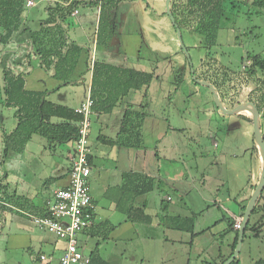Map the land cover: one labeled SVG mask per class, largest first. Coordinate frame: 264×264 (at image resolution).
Wrapping results in <instances>:
<instances>
[{
	"label": "rangeland",
	"instance_id": "1",
	"mask_svg": "<svg viewBox=\"0 0 264 264\" xmlns=\"http://www.w3.org/2000/svg\"><path fill=\"white\" fill-rule=\"evenodd\" d=\"M33 1L34 4L30 6H25L26 4L24 5L22 12L24 17L20 26L21 30L19 29L15 32L13 35L14 39L12 40L11 38L5 45L0 43V179L2 180L3 174L6 173L7 179L2 181L9 183L10 190H16L18 187V192L21 190L19 189V186L22 180L29 181V184L32 187L30 188V191L34 192L33 197L36 198L35 202H38L40 199L39 194L37 193L41 191L44 192L46 189V187L45 189L41 187L40 182L44 185L43 181L53 175L52 173L55 170V164H63L66 161L65 154L68 152L71 144L66 142L62 144L52 143L49 145L48 139L44 135L35 133L28 139L24 151H10L6 157L3 155V135L5 133H10L17 124V118L15 116V110L17 107L7 103L8 94L5 87L11 80L10 73L6 72L8 71L7 67L11 62H19V56L21 53H24L30 45L33 47L32 52L35 53L34 49H36L37 46L34 44L33 39L36 40V37L31 36L29 30H36L39 27L41 20H45V18L49 16V12L46 8L48 4L51 6L52 3L48 0ZM140 1L144 3V6H146L148 10H151L153 13L151 16L153 19L161 20L163 26H165L163 28L160 27L161 42H165V44L172 46L174 50L178 51L176 52L178 54L172 58V63L164 61L159 66L155 59H153L155 69L150 83H147L140 89L129 90L128 94L119 98L114 105V108H116L115 111H117V109H120V111L119 114L117 113L115 115L120 116L122 109L132 108L133 105H136L135 109L140 112V115L136 118L133 117V120L135 123L139 124L136 128H138L141 134L134 131L135 135L140 134V138H138L140 139V145L135 144V147L142 149V151L145 148H154L155 150L158 145L156 140L161 139L162 133L166 128L164 125L171 123L173 126H177L180 129L178 137L182 138V145H180L182 153H178V157L180 158H178L176 168L179 169L182 162L184 173H186L188 180L187 182L185 181L183 190L175 192L173 190H167L168 193H172L173 197V200L168 203L172 206L174 204L178 205L183 214L190 215L192 210L199 212L194 221L193 235L198 239V243L195 244L202 247V251L198 253L195 249L197 246L188 247L187 243H185V246L182 243L176 242L174 245L167 244L165 249L167 251L166 262L167 264H214L218 261L217 256L220 253V248L222 254H225V252L228 251V244L233 241L236 235V231L229 226L228 221L231 219L230 213H225L223 207L230 208L232 211L236 212L238 206L233 200L230 201L229 199L222 198V196L226 195L225 187H221L219 190L220 192L216 190L217 185L223 182L226 173H228L225 163L218 162V159L221 157L224 160V157H230L232 156V153H238V155L243 156L245 152L243 151V148L246 147L245 143L247 140H251L253 124L251 121L246 120L242 115L235 116L233 114L234 116H228V114L220 110V115L226 116L225 121L223 122L219 119L215 122L214 119H211L212 115L209 114L208 108L205 106L204 110H201V107L203 105L202 102L205 101H208L210 105H214L212 101L213 95L209 92L206 86L193 83V76H189L187 72L183 74L185 79L182 81L178 90L174 91L175 74L173 70L182 69L183 66L186 65L184 58L185 53L183 50L182 52L180 50L181 47L177 38L176 29L174 28L170 17L165 12V0ZM171 2L172 0L170 1V5ZM185 2L186 0H173L174 8L176 7L175 14L180 18L187 15L189 18L186 17L189 19L188 21H190V25L194 26V18L188 15L187 9L184 6ZM248 3V0H241L240 2H237L234 7L229 9L227 7L228 13L226 14V19L222 21V25L218 30L216 42L210 48L214 57H216L221 64L227 66L229 71L238 72V70L245 65H249L250 61L246 59L244 61L245 54L248 52L264 55V9L257 10L256 8L251 7ZM132 7L133 3L132 1H129L126 2V9L123 8V10L129 9L130 17L134 15L136 16L137 12H141V8H139L140 10L137 8L138 11H133ZM77 9L79 10V14L71 17L69 21L65 22V25L67 26L69 22V26L71 24L72 28V24H74L76 34H78L77 36L79 37L78 39L81 40L82 38V40H85V37L90 33L88 26L91 30L94 29L92 26L93 22H95L96 12L92 13L93 21L90 24L84 19H81V16L87 12V9L85 7H77ZM130 17L128 18V22L125 23V26H127V29L131 28V30L137 32L136 30H138V26L131 21ZM42 23H44L43 28H45L46 32L53 33L55 26L51 27V22ZM25 27L27 29L22 30ZM67 28L68 27H66V29ZM70 30L72 32V29ZM4 31L5 30L0 27V34L4 35ZM135 35L138 36L136 33ZM183 36V41L189 46L187 50L191 58V63L196 66L197 59L200 52H202V49L192 48L189 45L191 42L186 37L184 31ZM140 51V56L147 55L148 57L153 58V53L146 51L144 47L140 49ZM33 53L28 55L30 56L28 61L32 67H29L26 64L24 65V67L30 71L26 75H21L22 79H25L27 87L35 88L42 84L51 87L54 86L52 85L53 80L62 81V79H59V77H55L54 75L56 69L54 67L53 58L47 50L44 55V60L40 59L43 62H41V64L48 65L47 69L40 66L39 60L33 57ZM132 55L129 56V64H135V62H138L137 57H133ZM158 58L160 59L159 61L163 59L162 55L158 56ZM145 64H148V62ZM171 65L173 68H171ZM81 70H85V62L82 57H80L72 76H70L71 82L60 86L54 91L49 90L45 99L72 108L84 101L87 94L88 74L84 76V74L80 73ZM5 73L7 74V77H5ZM231 79L232 81H230L228 86L225 87L226 96L224 98L225 101H223L227 108L230 106V101L236 97L238 86L247 82L248 75L241 72V74L234 75ZM36 80L38 81L34 83L35 85H31L33 84V81ZM57 82L60 83L59 81ZM257 89L258 91L260 90L259 88ZM191 92H193V96L190 95ZM242 113L247 114L246 111H243ZM227 119H229V121L232 120L233 122L237 120L241 123V126H235L232 130L229 129V131H226L225 128L229 127L227 126L229 122ZM101 121V119L98 120L96 117L94 118L91 132V139L93 141L96 140L98 130L101 127ZM111 121L114 122V118H112ZM261 122L264 129V118H261ZM238 129L241 130L240 134L237 132ZM106 132L110 134L112 133L110 130H106ZM214 141L219 146H215ZM135 142H137V139ZM232 142L233 144L236 143L237 147L234 148ZM163 144L164 142L161 140L160 146ZM161 148L157 147V149H160V157H157L156 161H158V164L162 167L169 166L170 164L166 159L168 158L166 157L168 154H166ZM138 156L141 157L140 154H138ZM205 156L208 157L205 158ZM248 158V154H246L245 159L244 157L241 158L240 163L243 168L245 165L246 167L249 166ZM198 173H204V180L206 181L205 190L198 191L197 188L193 187V176H197ZM194 185L198 186L196 183H194ZM93 187L94 189L91 190L94 192V196L98 195L97 186H94L92 183L91 188ZM249 192V186H243L242 190L240 189L237 198L242 196L245 197ZM163 193L164 191L157 192V190H155L153 194L159 197ZM212 194L216 195L221 202L214 203V199H210L211 196H214ZM214 198L216 197L214 196ZM219 204H221L220 207L218 206ZM106 209V207L100 205L97 207V211H107ZM108 213L111 214L110 211H108ZM112 213V218L114 220H120L125 215L121 211H115ZM263 214L264 208L259 210L256 214H253L250 218V224L258 220L263 223V226L256 232L250 228L246 229L245 237L242 240L238 256L242 264H250L254 260L264 258ZM159 217L160 215L158 218ZM159 229L162 230V227L149 230V234L152 232L154 236H157V231ZM9 232H14L13 227L9 229L5 228L3 229V232L0 233V264H37L35 260L37 256L36 248L30 249L26 247L24 249L18 248L14 250H7L5 248L6 238L7 235L10 234ZM104 234L99 236L78 234L79 242L82 245V251L88 255L95 245L99 243L100 252L106 257L111 255L114 245L111 241L106 240L107 238L104 237ZM190 235L191 233L188 232L182 233V236L188 243ZM147 236L145 230L143 236L138 240L121 243L115 248H117V250H127L126 255L129 261L128 264H141V258L144 260L143 264H147L146 253L147 251H151V240L149 239L150 237L146 238ZM175 246H177L176 249L180 248L177 252L175 249H172L175 248ZM151 248H155L154 242ZM42 250L44 252H49V247L44 246ZM124 259L120 260L119 258L117 260L120 264H124Z\"/></svg>",
	"mask_w": 264,
	"mask_h": 264
},
{
	"label": "crops",
	"instance_id": "2",
	"mask_svg": "<svg viewBox=\"0 0 264 264\" xmlns=\"http://www.w3.org/2000/svg\"><path fill=\"white\" fill-rule=\"evenodd\" d=\"M48 1L49 2L51 1L52 3L51 6L48 4L47 7H52L55 5L54 0H48ZM78 1L79 4L72 8L70 14L65 18L66 19L65 21H69L71 17L79 14V10H78L79 8L77 9V7H85L87 9V12H85V14L82 15L83 17L81 16V19H84L85 21L91 24L93 21L92 13L96 12L95 22H93V26H92L94 27V29L91 30L90 27L88 26V30L90 31V33L89 35H87V37H85V40H82V38L81 40L78 39L79 37L77 36L78 34H76L74 24H72V28H71V24L69 26V22L68 25L66 26L64 22L56 20V21H52L50 26L56 27V24L60 23L61 26L68 27L65 31L67 32L69 39L74 41L81 47L79 59L80 57L84 59L85 70L84 71L81 70L80 73L84 74V76L88 74L87 94L90 93L91 75H92L91 67L93 65V62L96 60L104 61L108 64L118 66L121 68H130L138 71L151 72L154 71L155 69L154 67L155 63L153 62V59L157 61V65L159 66L164 61L171 62V60H173L172 58H174V56L178 54L176 53L178 51L174 50L172 46L165 44V42H161L160 30L165 26H163L161 20L153 19V17L151 16V14L153 13L151 12V10H148L146 6H144V3H142L140 0L123 1L119 3L116 8L111 9L109 11L108 14L109 19L111 20V23L113 24L115 31L111 35L108 44H98L96 42L101 0H97L98 4H95L96 0H78ZM129 1H132L133 3V7H132L133 11L135 10L138 11V9L141 8V12L140 13L137 12L136 16L134 15L130 17L129 9H127L128 11L123 10V8H125L126 6V2ZM74 9L77 10V13H73ZM23 17L24 15L23 13H21V18L23 19ZM129 17L131 18V21L133 23L137 24L138 26V30H136L137 32H135V30L134 31L131 30V28L128 29L126 28L127 26H125V23L128 22ZM43 21L44 20H41V22L39 23V27L36 30H29L30 35L31 33L36 34V40H35L36 42L39 41L41 38H43L47 33L45 28H43L44 26V23H42ZM70 29H72V32ZM135 33L138 34V36H136ZM38 34H42L41 37H39ZM13 37L12 40L14 39ZM143 47L144 49H146V51L153 53L152 56L153 58L148 57L147 55L140 56L141 55L140 49H142ZM32 48L33 47L31 45L27 49L25 48L26 51H24V53H21V55L19 56L20 58L19 62L9 63L8 67L11 68L12 73H14L15 75L18 74L26 75L30 71V70L28 71L24 67V65L26 64L27 66L32 67L30 65V62L28 61L30 57L28 55H30V53H33ZM131 55L133 57H137L138 62H135V64L132 63L129 64L128 59L129 56ZM161 55L163 59L159 61L160 59L158 58V56ZM33 57L39 60L40 66H42L40 55L37 53H33ZM167 57L170 58L167 59ZM146 62H148V64H145ZM231 77H233V74L230 73L224 76V82H223L224 91H222L223 90L222 87H221L222 90L220 89V95L223 99L226 96L225 87L228 86L230 81H232ZM37 81L38 80L33 81V84L31 85L34 86L35 85L34 83H36ZM57 81H59L60 83H58ZM61 83H62L61 80H55V81L53 80L52 85L54 86L48 87L42 84L41 86H36L35 88H29L27 87L24 79V88L27 90L39 91V92L48 91L47 93H49V90L54 91V89L57 88L59 85H61ZM190 95L193 96V92H191ZM202 103L204 106L202 105L201 110H204V107L206 106L209 110V114L212 115L211 119H214L215 122L218 121L219 119L222 120L223 122L225 121L226 116L220 115L219 109L218 110L215 109L214 105H210L208 101ZM135 108L136 105H133L132 108L122 109L120 112L121 113L120 116L115 115L117 113L119 114L120 109H117V111H115L116 108L114 107L112 111L108 113L100 112V114H98L97 112L96 113L94 112L92 114L91 117L92 124L89 135L90 148H91V153H90L91 171L89 175V185H90V194H91L92 202L95 206V217H94V224L80 234L81 235L84 234L86 236H93V235L99 236L101 234L103 235L104 232L107 233L106 240L111 241L114 245L112 254L107 257L104 256L100 252V246H98L99 255L103 259L109 261L112 264H120V262H118L117 259L120 258V260H123L125 258L124 264H128L129 261L126 255L127 250H123V249L117 250V248L115 247H117L118 245L124 242L138 240L141 236H143V233L146 230L148 235L146 238L150 237L149 239L151 240L150 243L151 251H147L146 253L147 254L146 261L148 262L147 264H165V263L167 264L166 262L167 251L165 250L167 244L174 245V243L176 242V243H182L185 246L186 245L185 243H187L188 247H194V246L196 247L197 246L196 244L198 243V239L192 233L190 235L189 243H188L187 241H185V238L182 236V233L184 231L171 229L167 226V224L160 223L158 216L160 215L159 211L162 205L161 199H165L167 201L165 202L166 211L170 215L194 216L195 219L196 215L199 212L196 210H192L190 215L183 214L180 211L178 205L174 204L172 206L168 203L169 201L173 200L172 193H168V191L173 190L175 192V191L183 190L184 183L185 181L187 182L188 180L186 173H184L182 162H181V167L179 169L176 168V163L178 161V158H180L178 157V153H182L181 152L182 149L180 146L182 145V138L178 137L180 134V129L177 126H173V124L168 123L164 125L166 128L162 133L161 139L156 140V142L158 143L157 147L159 148L162 147L161 149L166 154H168V156L166 155V157H168L166 159L168 160L170 165L162 167L160 164H158V161H156L157 157H160L159 156L160 149H157V147L155 148V150L154 148H145L142 151V149L136 148L135 145H130L131 142L136 143L135 141L137 138H135L136 135L134 134L135 133L134 131L140 133L138 128H136L139 124L135 123L133 120V117L136 118L138 115H140V112ZM125 111H127L128 114L127 117H124ZM244 115L248 117L250 116L249 113ZM95 117L98 120L99 119L102 120L100 125L101 127L98 130V134L100 132L102 134L109 135L111 137H116V134L118 132L123 131V133L121 132L120 136L116 138L117 140L115 144L108 145L102 143L99 140V138H97L98 134L96 136L95 141L91 139L92 125ZM112 118H114V122L111 121ZM52 121L56 122L57 120L55 118H52ZM227 121H229V119H227ZM230 121L228 122L227 125L229 127L225 128L226 131H229V129L232 130L235 126H241V123H239V121L237 120L234 122L232 120ZM240 129H238L237 131L239 134L241 133ZM106 130H110L112 133L110 134L106 132ZM124 131H128V133ZM161 140L164 142L162 146H160ZM69 143L71 145L68 152L65 154L66 161L63 164L62 163L55 164L54 167L55 170L52 173L53 175L49 176L43 181L44 185L40 182L41 187L43 189H45L46 187V189L44 192L41 191L37 193L39 194V199H40L38 200V202H35L36 198L33 197L34 192L30 191V188L32 187L29 184V181L24 179L22 180L19 186V189H21L20 192L17 191L18 187L16 190H10V186L8 185L9 183L3 182L5 181L4 179L2 181L3 184L8 185L6 187V193L9 196L15 195V197L12 198V201L10 200L11 197H6V201H4L3 195L2 194L0 195V200L1 199L3 200L1 202L9 208V209L8 208L4 209L1 213L0 233H2L3 229L5 228L9 229L13 227L14 229V232H9L10 234L7 235L5 248L7 250L10 249L14 250L18 248L24 249L26 247L30 249L36 248L37 256L35 255L36 256L35 260L37 264H39V260H38L39 253L53 255L56 259L64 250L65 242L57 238L53 233L41 230L38 227H36L33 221L31 220V216L44 215L46 212L45 199L50 197L55 189L64 187L68 183V169H69L70 155L72 153V144H73L72 142ZM214 144L215 146L218 145L215 141ZM233 145L234 148L237 147L236 143H234ZM245 145L246 147L243 148V151H245L243 156L238 155V153H232L231 154L232 156L230 157L226 156L224 157V160L221 157H219L218 159V162L225 163L228 169V173H226L223 182L217 185L216 190L220 192L219 191L220 188L225 187L226 197L222 196V198L229 199L230 201L233 200L234 203L238 204L236 212L232 211L230 208L223 207L225 213H230V218L233 221L235 217L241 216L240 207L245 203L246 199L251 195L252 191L254 190L253 186L257 182L261 171L260 155L258 158L253 153L252 141L247 140ZM138 154H140L141 157H139ZM246 154H248L249 156L248 158L249 166L246 167L245 165L243 168L240 163V160L242 157H244L245 159ZM207 157L208 156H205V158ZM125 174H128V176H124ZM136 174H143L152 177L154 179L155 188L151 192L145 194L133 195L135 182L137 180V178L134 177V175ZM193 178L194 179H192V184L194 188H197L198 191H201L204 188H206L204 173H198L197 176H193ZM92 183L94 184V186H97L99 193L98 195L94 196V192H92L91 190L94 189V187L91 188ZM194 183H196L198 186L194 185ZM243 186L244 187L249 186L250 192L245 197L242 196L240 198H237L239 195V191L240 189L242 190ZM155 190H157V192L164 191V193L161 196L157 197V195L153 194ZM17 196L22 197L21 199L19 198L21 201L19 203L18 201L15 202L16 201L15 198ZM214 196L217 198L216 195ZM214 196H211L210 199H214L213 200L214 203L217 202L220 203L221 200H218V198L217 199L214 198ZM98 205L106 207L107 211H103V210L97 211ZM130 206L139 209L144 208V211L147 214L151 215V223L143 224V223L129 221L126 220L125 218L126 215H124V217L121 218L120 220H114L112 218V214H113L112 212L121 211L122 213H124L123 209L125 210ZM218 206L220 207L221 204H219ZM108 211H110L111 214L108 213ZM158 227L160 228L162 227V230L159 229L157 231L158 233L157 236H154L152 232L149 234V230H152L153 228L157 229ZM230 228L236 231L234 227H230ZM153 242L155 244L154 249L151 248ZM231 243L232 242L228 244V251L225 252V254L224 253L222 254L220 248V253L218 254L217 258L220 255L228 254ZM44 246L49 247L48 250L49 252H44L42 250ZM79 246L82 248L80 242H79ZM176 247L177 246H175V248L172 249H175L177 252L180 248L176 249ZM195 249L198 251V253L202 251L201 250L202 247L199 246H197ZM141 259H142L141 264H143L144 260L143 258ZM54 262L55 264H57L56 261Z\"/></svg>",
	"mask_w": 264,
	"mask_h": 264
},
{
	"label": "trees",
	"instance_id": "3",
	"mask_svg": "<svg viewBox=\"0 0 264 264\" xmlns=\"http://www.w3.org/2000/svg\"><path fill=\"white\" fill-rule=\"evenodd\" d=\"M54 1V6L46 8L49 12V16L43 21L45 23L56 20L65 23V18L70 14L72 8L79 4L78 0ZM123 1L126 0H101L96 41L98 44L109 43L110 37L114 33L115 29L113 27V24L111 23V20L109 19L108 14L111 9L116 8L117 5ZM240 1L241 0H186L184 6L187 9L188 15L194 18V26L190 25V21H188L189 17L187 15L186 16L188 18L186 16L180 18L175 14L176 7L174 8L173 0L170 5V10L174 16L175 22L181 30L182 38H184V31L186 33V37L191 42L189 45L194 49H202V52H200V55L197 59L196 66H194L192 63L193 74L197 79L206 80L213 84L215 91L222 103L224 99L220 95V89L221 87L223 88L224 76H226L230 72V74H233V76L239 75L241 74V72L248 75L247 82L238 86L236 97L232 101H230V106L228 108H233L246 102L254 103L259 111L260 129L264 139V129L261 122V118H264V55L254 52L246 53L244 61L246 59L250 61V64L245 65L243 68L239 69L238 72H235L231 70L229 71V68L221 64L210 51L211 46H213L216 42L218 30L222 25V21L226 19L228 9L234 7L235 4ZM248 1V4L251 7L256 8L257 10L264 9V0ZM95 4H98L97 0L95 1ZM24 5L25 0H0V27L5 30L4 35L0 34V43H2L3 45H5L6 42H8L13 37L15 32L20 29L22 23L21 13L23 12ZM172 24L175 28L173 22ZM25 29L27 28H24L22 30ZM65 30L66 27L61 26L59 23L56 24L53 33L45 32V36L37 42L33 39L34 44H36L37 46V48L34 49V52L40 55V59L44 60L46 50L51 54L54 67L56 69L54 75L55 77H59V79H62L61 85H65L71 82L70 76L76 67L81 52V47L68 38L67 32H65ZM38 35L39 37H41L42 34ZM31 36L36 37V34L31 33ZM184 44L188 49V44L185 42ZM180 50L182 52V48H180ZM168 58L170 57H167V59ZM184 58L186 65L183 66L182 69L180 68L179 70H173L175 74L174 91H177L182 81H184V73L187 72L189 76L192 75V72L190 70L191 65L185 54ZM172 62L173 61L171 60V63ZM41 65L46 69L48 67V65L46 64ZM171 68H173V66ZM7 70L8 71L6 72H9L11 75V80L5 87L9 98H7V103L17 107V109L15 110L17 124L10 133H5L3 135L4 157H6V155L10 151H23L26 142L32 136V134L35 133L44 135L48 139L49 145L52 143L62 144L66 142H72L77 135V123L81 119V115L75 111V108L46 100L45 95L48 91L39 92L25 89L24 80L22 79L21 74L15 75L14 73H12L10 67H7ZM91 70L92 75L90 96L93 99L92 112H97L98 114H100V112L108 113L112 111L119 98L125 96L129 92V90H137L147 83H150L154 75V71L144 72L130 68H121L100 60H96L93 62ZM4 75L5 77H7L6 73ZM192 81L195 84H199L194 78H192ZM61 85H59L57 88H59ZM57 88H55L54 90H56ZM257 88H259L260 90L258 91ZM207 89L212 94L208 87ZM222 91H224V88ZM212 101L215 109L218 110V107L214 103L213 98ZM127 115V111H125L124 117H127ZM234 115H242L244 116V118H246V120L252 122L251 114L249 117L245 116L242 112ZM234 115L228 114V116ZM52 118H55L57 121L53 122ZM121 132L123 133V131L118 132L116 134V137H111L99 132L97 138H99L102 143L113 145L117 140L116 138L120 136ZM124 132L128 133V131ZM139 135L140 134H136L135 136V138H137V142H131L130 145H140V139H138L140 138ZM251 141L253 144L252 151L259 158V151L254 141L253 132L251 134ZM124 176H128V174H125ZM134 177H136L137 180L135 182L133 195L145 194L151 192L155 188L154 179L152 177L143 174H136L134 175ZM2 178H6V173L3 174ZM2 180L0 179V193L3 195L4 201H6V197H11L10 200L12 201V198H14L15 195L9 196L6 193V187L8 185L3 184ZM257 182L254 184L253 188H255ZM19 198L21 199L22 197L17 196L15 198L16 201H13H18L19 203L21 202ZM249 198L250 196L240 207L241 216L244 213ZM1 201L3 200H0V218L2 211L8 208ZM263 201L264 187L250 213L249 220L244 229L243 238L245 237L246 229L250 228L256 232L262 228V222L256 220L252 224H250V218L253 214H256L259 210L264 208ZM165 202H167L165 199H161L162 205L159 213L160 223L167 224V226L171 229L180 230L192 234L195 221L194 216L170 215L166 211ZM123 212L126 215V220L143 224L151 223V215L147 214L144 211V208L139 209L130 206L125 210L123 209ZM262 216H264V214ZM228 222L229 226L233 227L234 221L232 219H229ZM238 231L239 229H236V235L230 245L228 254L220 255L218 257V261H216L214 264L222 263L233 253L237 243ZM105 234L107 235V233ZM105 234L104 237H106ZM98 246L99 243H97L95 247L89 252V264H112L99 255ZM238 256L239 254L229 264H242ZM250 264H264V258L254 260Z\"/></svg>",
	"mask_w": 264,
	"mask_h": 264
},
{
	"label": "built area",
	"instance_id": "4",
	"mask_svg": "<svg viewBox=\"0 0 264 264\" xmlns=\"http://www.w3.org/2000/svg\"><path fill=\"white\" fill-rule=\"evenodd\" d=\"M26 6L33 0H26ZM73 13H77L74 9ZM93 99L87 94L75 111L81 115L77 123V135L72 141V153L68 170V183L57 188L45 199L46 213L31 216L34 225L53 233L65 242L63 252L55 259L53 255L39 253V264H89V256L79 246L78 234L94 224L95 206L89 185L91 166L89 162L90 128L92 124ZM242 217H235L233 227L240 229Z\"/></svg>",
	"mask_w": 264,
	"mask_h": 264
},
{
	"label": "water",
	"instance_id": "5",
	"mask_svg": "<svg viewBox=\"0 0 264 264\" xmlns=\"http://www.w3.org/2000/svg\"><path fill=\"white\" fill-rule=\"evenodd\" d=\"M170 1L171 0H165V12L168 14L171 21L175 25L176 34H177V38H178L180 47L182 48V50L184 51L185 55L187 56V58L190 62L191 72H192L193 78L200 85H204L210 89V91L212 92L215 104L217 105V107L220 111H222L226 114H229V115H233V114H237V113H241L243 111H246V112L251 114V118H252L254 141L257 145L259 155H260L261 171H260V175H259V180H258L254 190L252 191V193L250 195V198L246 204L244 213L242 215V221H241L242 224H241V228L238 231V238H237V243H236V246L234 248V251L226 260H224L222 263H220V264H229L233 259L236 258V256L240 252L241 244H242V240H243L244 229H245L246 224L249 220L250 213L253 209V206H254L256 200L258 199V197H259V195L262 192L263 187H264V139H263V136L261 134V129H260L259 111H258L257 107L255 106V104L252 102H246V103L237 105L233 108L225 107L224 104L220 101L213 84H211L210 82H208L206 80L197 79L195 77V75L193 74V67H192L190 55H189L188 50H187V48L183 42V39H182L181 30H180L179 26L177 25V23L175 22L174 16L170 10Z\"/></svg>",
	"mask_w": 264,
	"mask_h": 264
},
{
	"label": "bare ground",
	"instance_id": "6",
	"mask_svg": "<svg viewBox=\"0 0 264 264\" xmlns=\"http://www.w3.org/2000/svg\"><path fill=\"white\" fill-rule=\"evenodd\" d=\"M248 113V112H247Z\"/></svg>",
	"mask_w": 264,
	"mask_h": 264
}]
</instances>
